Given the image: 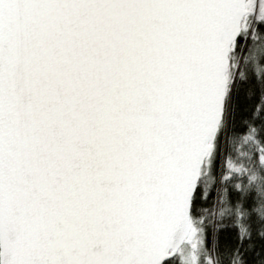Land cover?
Listing matches in <instances>:
<instances>
[{
    "label": "snow or ice",
    "instance_id": "1",
    "mask_svg": "<svg viewBox=\"0 0 264 264\" xmlns=\"http://www.w3.org/2000/svg\"><path fill=\"white\" fill-rule=\"evenodd\" d=\"M0 264H264V0H0Z\"/></svg>",
    "mask_w": 264,
    "mask_h": 264
}]
</instances>
